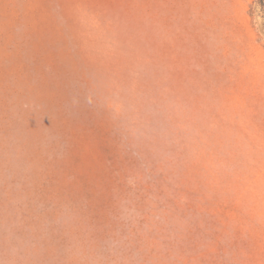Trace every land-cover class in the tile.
<instances>
[{
  "label": "rangeland",
  "instance_id": "1",
  "mask_svg": "<svg viewBox=\"0 0 264 264\" xmlns=\"http://www.w3.org/2000/svg\"><path fill=\"white\" fill-rule=\"evenodd\" d=\"M255 0H0V264H264Z\"/></svg>",
  "mask_w": 264,
  "mask_h": 264
},
{
  "label": "trees",
  "instance_id": "2",
  "mask_svg": "<svg viewBox=\"0 0 264 264\" xmlns=\"http://www.w3.org/2000/svg\"><path fill=\"white\" fill-rule=\"evenodd\" d=\"M254 6L257 8L258 11L262 13L261 16L264 17V0H255Z\"/></svg>",
  "mask_w": 264,
  "mask_h": 264
}]
</instances>
